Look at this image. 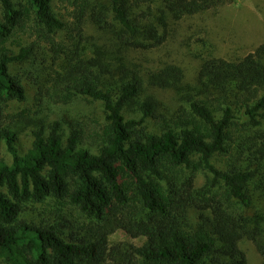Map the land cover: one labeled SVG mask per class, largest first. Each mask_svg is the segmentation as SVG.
I'll return each mask as SVG.
<instances>
[{"label": "trees", "instance_id": "obj_1", "mask_svg": "<svg viewBox=\"0 0 264 264\" xmlns=\"http://www.w3.org/2000/svg\"><path fill=\"white\" fill-rule=\"evenodd\" d=\"M233 2L68 0L58 15L52 0H0V143L11 155L0 161L4 264H246L243 239L264 264V43L237 60L204 58L182 121L160 132L147 130L158 101L129 62L131 51L164 44L170 18ZM21 66L46 70L33 80L38 101L83 98L100 103L99 117L39 120L19 153L25 126L9 108L26 100ZM149 75L150 87L174 91L184 78L174 64ZM229 142L241 160L217 167ZM117 231L130 240L111 243Z\"/></svg>", "mask_w": 264, "mask_h": 264}, {"label": "rangeland", "instance_id": "obj_2", "mask_svg": "<svg viewBox=\"0 0 264 264\" xmlns=\"http://www.w3.org/2000/svg\"><path fill=\"white\" fill-rule=\"evenodd\" d=\"M52 5L58 15H66L69 8L68 0H52ZM86 30L88 35L97 38L102 43L103 35H98L96 28L87 21ZM91 40V39H90ZM89 40V41H90ZM264 43V0H234L232 4L220 7L215 12L207 11L195 15L184 16L180 19H169L168 38L163 45L149 51L133 50L129 53V62L136 65L140 70L143 87L146 92L154 94L158 104L157 116L147 119V130L160 132L169 123L174 126L181 122L178 118V110L189 108L185 98L194 94V83L204 58L208 56L221 57L227 60H237L247 53L253 51L259 44ZM40 62V61H39ZM46 64V63H45ZM174 64L182 69L184 78L178 91L152 88L149 85V74L156 72L162 67ZM18 68V65L15 69ZM22 83L26 88V100L22 103H11L9 112L14 115L13 120L19 127L25 126L15 147L23 154L28 148V134L25 132L32 124L39 120L48 123L54 120H75L83 115L99 117L101 113L100 103H91L83 98H77L70 104H53L47 100L38 101L36 95L37 85L44 82L46 70L43 67H20ZM15 72V70H14ZM26 109L25 113L30 118L21 122V117H16V112ZM131 116L139 119L138 113H131ZM29 122V123H27ZM179 128V127H178ZM229 154L226 156L216 155L213 163L223 168L230 160H241L242 155L235 149V143L228 145ZM232 152V154H231ZM231 154V156H230ZM11 155L6 144L0 143V161L9 162ZM245 167L246 164L241 165ZM203 171L197 174V185L205 181ZM129 236L122 231H117L110 237L111 243L128 241ZM240 249L246 256V264H261L262 259L253 243L248 239L239 242ZM0 264H4L0 260Z\"/></svg>", "mask_w": 264, "mask_h": 264}]
</instances>
